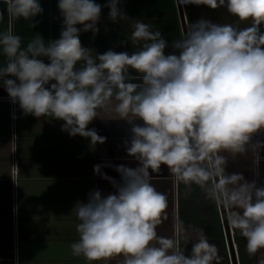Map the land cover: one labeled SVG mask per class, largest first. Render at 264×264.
<instances>
[{"label": "clouds", "instance_id": "clouds-1", "mask_svg": "<svg viewBox=\"0 0 264 264\" xmlns=\"http://www.w3.org/2000/svg\"><path fill=\"white\" fill-rule=\"evenodd\" d=\"M180 3L225 7L251 25L238 28L202 18L189 24L172 42L173 51L166 53L169 44L162 33L136 20L131 33L136 51L93 56L92 49L82 47L79 33L99 31L101 5L94 0H59L64 18L59 39L46 43L35 34L22 47L19 35L0 32L5 57L0 81L25 114L62 120V130L70 136L102 144L106 138L88 125L99 109L109 108L114 96V111L131 125L126 151L137 166H116L121 183L103 177L116 192L102 196L95 190L87 203L77 202L73 209L79 240L72 250L88 261L122 256V264H212L219 259L216 246L204 237L185 254L171 240L157 236L168 200L150 175L162 166L185 185H199L215 202L239 209L230 213L228 223L246 239L250 255L264 249V187L241 174H225L227 159L220 155L245 153L251 135L264 129V0ZM118 4H107L114 23L130 19ZM9 12L32 21L43 9L38 0H9ZM129 69L140 74L139 83L131 81ZM203 161L209 162L207 167ZM94 171L99 173V166Z\"/></svg>", "mask_w": 264, "mask_h": 264}, {"label": "crops", "instance_id": "crops-1", "mask_svg": "<svg viewBox=\"0 0 264 264\" xmlns=\"http://www.w3.org/2000/svg\"><path fill=\"white\" fill-rule=\"evenodd\" d=\"M38 2L43 12L31 21L13 16L9 0H0V32L19 35L22 47L35 34H40L46 43L59 39L64 27L59 0ZM182 5L187 27L202 18L238 28L251 25V20L240 22L225 7ZM260 30L264 32V25ZM79 38L82 47L94 52L92 31L81 30ZM136 50L132 45L123 52L131 54ZM40 59L49 63L47 57ZM4 60L0 52V63ZM128 75L132 82H140V74L134 70L129 69ZM116 103L113 96L109 108L99 109V116L88 125L106 138L102 144H92L90 138L70 136L62 130V120L25 114L0 81V264H122V256L88 261L72 250V244L79 240V221L73 212L77 202L87 203L95 190L102 196L115 193L116 188L103 177H111L119 184L121 176L116 166H137L126 151L131 125L114 111ZM246 148L245 153L236 156L220 153L227 159L225 174H241L247 182L255 181L257 187H264V129L251 135ZM15 160L16 181L12 172ZM201 163L207 167L209 162ZM95 166H99V173L94 171ZM150 181L168 200L166 219L162 216L156 227L158 237L171 240L185 254H190L193 242L204 237L218 250L219 259L212 264H264V249L250 255L246 239L228 223L230 213L239 209L224 203L222 207L196 183L185 185L167 166L152 173ZM225 199L222 195V201Z\"/></svg>", "mask_w": 264, "mask_h": 264}, {"label": "trees", "instance_id": "trees-1", "mask_svg": "<svg viewBox=\"0 0 264 264\" xmlns=\"http://www.w3.org/2000/svg\"><path fill=\"white\" fill-rule=\"evenodd\" d=\"M101 5L100 20L97 23L99 31L93 34V48L96 55L109 50L123 52L131 48V33L136 20L151 25L153 31H160L169 47L166 53H171L172 42L183 36L176 0H119L118 7L130 19L112 22L109 19V0H94ZM137 48V46H136Z\"/></svg>", "mask_w": 264, "mask_h": 264}, {"label": "water", "instance_id": "water-1", "mask_svg": "<svg viewBox=\"0 0 264 264\" xmlns=\"http://www.w3.org/2000/svg\"><path fill=\"white\" fill-rule=\"evenodd\" d=\"M176 2H177V7H178V12H179L182 30H183V33H185L187 31V23H186V19H185L184 10H183V5H182V3H180V0H176ZM221 201H222V196H221ZM221 205L223 207V202H221Z\"/></svg>", "mask_w": 264, "mask_h": 264}, {"label": "built area", "instance_id": "built-area-1", "mask_svg": "<svg viewBox=\"0 0 264 264\" xmlns=\"http://www.w3.org/2000/svg\"><path fill=\"white\" fill-rule=\"evenodd\" d=\"M12 172H13V179H14V181H16V176L18 173V164H17L16 160L14 161Z\"/></svg>", "mask_w": 264, "mask_h": 264}]
</instances>
